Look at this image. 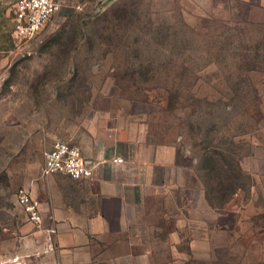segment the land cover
<instances>
[{
	"label": "rangeland",
	"instance_id": "1",
	"mask_svg": "<svg viewBox=\"0 0 264 264\" xmlns=\"http://www.w3.org/2000/svg\"><path fill=\"white\" fill-rule=\"evenodd\" d=\"M15 2L0 0V243L7 253L27 218L17 193L52 144L87 118L95 93L112 85L142 102L162 140L190 151L194 173L184 181L192 182L195 205L194 181L212 176L197 170L204 156L242 155L253 186L223 211L235 204L240 211L253 197L243 223L264 229V12L239 0H69L25 43L15 33ZM222 254L216 264L227 256L239 264L243 255Z\"/></svg>",
	"mask_w": 264,
	"mask_h": 264
},
{
	"label": "crops",
	"instance_id": "2",
	"mask_svg": "<svg viewBox=\"0 0 264 264\" xmlns=\"http://www.w3.org/2000/svg\"><path fill=\"white\" fill-rule=\"evenodd\" d=\"M239 1L264 12V0ZM113 87L96 92L87 118L68 139L52 144L78 145L92 176L44 177L43 160L23 187L37 202L42 222L26 214L12 238L13 254L0 243V264H216L220 251L233 250L243 253L239 264H264V229L243 220L253 197L240 211L235 204L224 212L232 200L214 208L196 180L195 205L192 182L184 181L194 173L190 151L162 140L146 121L142 102ZM225 259L222 264H230V256Z\"/></svg>",
	"mask_w": 264,
	"mask_h": 264
},
{
	"label": "built area",
	"instance_id": "3",
	"mask_svg": "<svg viewBox=\"0 0 264 264\" xmlns=\"http://www.w3.org/2000/svg\"><path fill=\"white\" fill-rule=\"evenodd\" d=\"M69 0H16L15 2V33L25 43L34 41L47 23L56 15ZM121 162V158L115 159ZM61 173L72 179H86L93 174L81 148L70 141H57L44 155L42 176ZM17 202L28 217L35 223L42 222V216L37 202L27 188H21L17 193ZM55 232L54 229L49 230Z\"/></svg>",
	"mask_w": 264,
	"mask_h": 264
},
{
	"label": "trees",
	"instance_id": "4",
	"mask_svg": "<svg viewBox=\"0 0 264 264\" xmlns=\"http://www.w3.org/2000/svg\"><path fill=\"white\" fill-rule=\"evenodd\" d=\"M227 152L215 150L212 154H206L197 167V170L212 175L210 179L208 175H202L200 180L205 188L206 199L217 209H221L241 191L250 193L254 181L243 168L242 155L232 157Z\"/></svg>",
	"mask_w": 264,
	"mask_h": 264
}]
</instances>
